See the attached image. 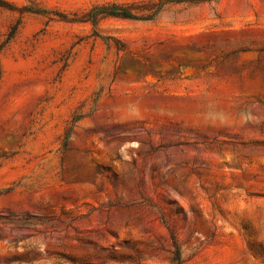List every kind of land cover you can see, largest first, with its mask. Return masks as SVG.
Wrapping results in <instances>:
<instances>
[{"label": "rangeland", "instance_id": "obj_1", "mask_svg": "<svg viewBox=\"0 0 264 264\" xmlns=\"http://www.w3.org/2000/svg\"><path fill=\"white\" fill-rule=\"evenodd\" d=\"M177 249L264 264V0H0V264Z\"/></svg>", "mask_w": 264, "mask_h": 264}, {"label": "trees", "instance_id": "obj_2", "mask_svg": "<svg viewBox=\"0 0 264 264\" xmlns=\"http://www.w3.org/2000/svg\"><path fill=\"white\" fill-rule=\"evenodd\" d=\"M104 13H108V12H104ZM115 12H111V14H114ZM110 14V13H109ZM177 252H178V254H179V251H178V249H177ZM178 261H179V264H180V254L178 255Z\"/></svg>", "mask_w": 264, "mask_h": 264}]
</instances>
